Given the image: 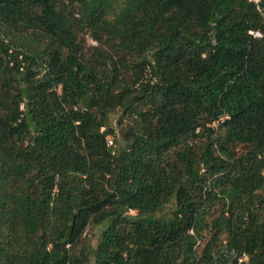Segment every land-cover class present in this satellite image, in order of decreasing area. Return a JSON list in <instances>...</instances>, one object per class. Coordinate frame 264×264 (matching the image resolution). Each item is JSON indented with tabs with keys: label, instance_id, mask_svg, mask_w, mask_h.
<instances>
[{
	"label": "trees",
	"instance_id": "obj_1",
	"mask_svg": "<svg viewBox=\"0 0 264 264\" xmlns=\"http://www.w3.org/2000/svg\"><path fill=\"white\" fill-rule=\"evenodd\" d=\"M235 259L264 264L254 5L0 0V264Z\"/></svg>",
	"mask_w": 264,
	"mask_h": 264
},
{
	"label": "built area",
	"instance_id": "obj_2",
	"mask_svg": "<svg viewBox=\"0 0 264 264\" xmlns=\"http://www.w3.org/2000/svg\"><path fill=\"white\" fill-rule=\"evenodd\" d=\"M249 3L253 4L256 11L260 14V16L264 19V7L262 5V0H248ZM249 35H251L254 38H261L262 35L259 31H249ZM108 145L112 144V141L110 138L107 140Z\"/></svg>",
	"mask_w": 264,
	"mask_h": 264
},
{
	"label": "rangeland",
	"instance_id": "obj_3",
	"mask_svg": "<svg viewBox=\"0 0 264 264\" xmlns=\"http://www.w3.org/2000/svg\"><path fill=\"white\" fill-rule=\"evenodd\" d=\"M87 44H88L89 46H95V45H96L95 42L92 41L91 38H89V37H87ZM146 78H149L148 75H147ZM99 233H100V230H99V229H96V230L92 231L91 233H89L93 245H95L96 240H97V238H98V236H99Z\"/></svg>",
	"mask_w": 264,
	"mask_h": 264
},
{
	"label": "water",
	"instance_id": "obj_4",
	"mask_svg": "<svg viewBox=\"0 0 264 264\" xmlns=\"http://www.w3.org/2000/svg\"><path fill=\"white\" fill-rule=\"evenodd\" d=\"M236 263H237V260L235 259V260H234V264H236Z\"/></svg>",
	"mask_w": 264,
	"mask_h": 264
}]
</instances>
